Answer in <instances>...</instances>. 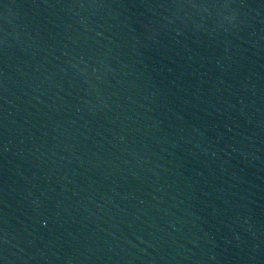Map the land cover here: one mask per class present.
<instances>
[{"label":"water","instance_id":"water-1","mask_svg":"<svg viewBox=\"0 0 264 264\" xmlns=\"http://www.w3.org/2000/svg\"><path fill=\"white\" fill-rule=\"evenodd\" d=\"M3 264H264V0H0Z\"/></svg>","mask_w":264,"mask_h":264},{"label":"snow or ice","instance_id":"snow-or-ice-1","mask_svg":"<svg viewBox=\"0 0 264 264\" xmlns=\"http://www.w3.org/2000/svg\"><path fill=\"white\" fill-rule=\"evenodd\" d=\"M0 264H3V262H2V261H0Z\"/></svg>","mask_w":264,"mask_h":264}]
</instances>
